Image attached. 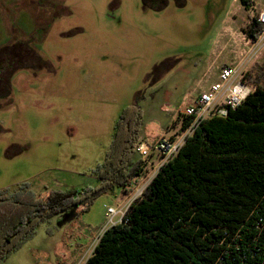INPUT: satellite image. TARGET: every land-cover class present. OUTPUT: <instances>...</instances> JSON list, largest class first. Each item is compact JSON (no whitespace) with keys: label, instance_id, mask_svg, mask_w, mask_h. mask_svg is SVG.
Here are the masks:
<instances>
[{"label":"rangeland","instance_id":"obj_1","mask_svg":"<svg viewBox=\"0 0 264 264\" xmlns=\"http://www.w3.org/2000/svg\"><path fill=\"white\" fill-rule=\"evenodd\" d=\"M248 1L0 0V50L29 45L41 62L0 88V191L96 190L125 109L156 97L143 128L154 146L183 96L225 64L264 88V41L249 36L262 0ZM120 198L115 188L42 223L2 264H86Z\"/></svg>","mask_w":264,"mask_h":264},{"label":"trees","instance_id":"obj_2","mask_svg":"<svg viewBox=\"0 0 264 264\" xmlns=\"http://www.w3.org/2000/svg\"><path fill=\"white\" fill-rule=\"evenodd\" d=\"M249 30L256 42L262 26L254 19ZM144 117L138 105L120 115L96 190L38 194L25 183L0 191V264L42 223L141 174ZM86 264H264V88L204 120Z\"/></svg>","mask_w":264,"mask_h":264},{"label":"built area","instance_id":"obj_3","mask_svg":"<svg viewBox=\"0 0 264 264\" xmlns=\"http://www.w3.org/2000/svg\"><path fill=\"white\" fill-rule=\"evenodd\" d=\"M254 9L256 10L255 18L262 26L257 41H264V0L258 8L254 5ZM252 92L253 89L243 81L238 67L227 64L219 68L217 81L206 89L199 86L198 93L185 94L176 112L175 126H172L154 146H150L141 139L137 142L135 150L144 162L143 170L122 188L125 199L118 202L116 206L107 208L106 225L100 237L107 229L122 222L131 204L143 195L160 169L178 154L187 139L194 134L204 120L212 117H226L229 108L234 109L241 105ZM152 155L158 157L155 163L150 160ZM149 166H152V169L147 171ZM100 237H98L99 240Z\"/></svg>","mask_w":264,"mask_h":264},{"label":"flooded vegetation","instance_id":"obj_4","mask_svg":"<svg viewBox=\"0 0 264 264\" xmlns=\"http://www.w3.org/2000/svg\"><path fill=\"white\" fill-rule=\"evenodd\" d=\"M40 60L33 48L25 44H14L0 50V88L5 90L10 76L20 68H39Z\"/></svg>","mask_w":264,"mask_h":264},{"label":"crops","instance_id":"obj_5","mask_svg":"<svg viewBox=\"0 0 264 264\" xmlns=\"http://www.w3.org/2000/svg\"><path fill=\"white\" fill-rule=\"evenodd\" d=\"M225 65H227V64H225ZM174 66V65H173ZM224 66V65H223ZM210 68V67H209ZM212 68V67H211ZM179 73L181 72V69H179V70H177ZM203 71H204V69H203ZM202 71V72H203ZM218 74V73H217ZM217 74H216V79L212 82H210L208 79L207 80H204L203 78V76H202V79H200L198 82H197V85L195 86V88L193 89V94H196V93H198V91H199V86H202V89H206L209 85H211L212 83H214L215 81H217ZM158 92H160L159 90L157 91V93ZM157 93H156V95H157ZM155 99H156V97H154V100L152 101V102H149V103H147L144 107H141L142 109H143V111H144V116L145 117H156V115H157V111L155 112V108H154V106H156V104L159 102V101H157V102H155L154 103V101H155ZM182 101V100H181ZM164 104L165 103H161V104H158L159 105V108H158V110H162L163 109V106H164ZM180 105V104H179ZM179 105H178V107L177 108H179ZM157 107V106H156ZM178 110V109H177ZM173 120H174V122L176 121V113H175V116L173 117ZM170 128H172V126H168L167 128H166V131L162 134V136L164 135V134H167L168 132H169V129ZM161 136V137H162ZM141 140H143L144 142H149L148 141V138L146 137V136H144L143 135V133H142V137H141ZM157 142V141H156ZM122 197L123 198H120L119 200H118V202H120V201H123L124 199H125V193H124V191H123V189H122ZM112 206V205H111ZM111 206H109V207H111Z\"/></svg>","mask_w":264,"mask_h":264}]
</instances>
